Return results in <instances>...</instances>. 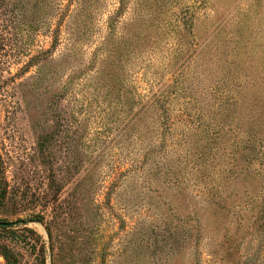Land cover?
I'll use <instances>...</instances> for the list:
<instances>
[{
  "label": "rangeland",
  "instance_id": "rangeland-1",
  "mask_svg": "<svg viewBox=\"0 0 264 264\" xmlns=\"http://www.w3.org/2000/svg\"><path fill=\"white\" fill-rule=\"evenodd\" d=\"M137 1L117 11L120 0H96L74 42L76 5L63 20L67 0L54 9L0 0V222L13 223L0 227V264H264V0H149L158 12L191 14L189 50L178 56L167 35L151 52H131L124 39ZM109 32L107 60L99 49ZM244 79L242 108L231 100ZM169 89L172 116L191 96L232 116L212 126L221 135L204 141V163L185 164L170 143L126 171L144 150L130 135L140 109L129 114L130 90L145 103ZM183 128L152 139L177 140Z\"/></svg>",
  "mask_w": 264,
  "mask_h": 264
},
{
  "label": "trees",
  "instance_id": "trees-1",
  "mask_svg": "<svg viewBox=\"0 0 264 264\" xmlns=\"http://www.w3.org/2000/svg\"><path fill=\"white\" fill-rule=\"evenodd\" d=\"M153 1L155 2V0ZM95 2L96 0H67L66 4L63 6L60 4L59 7H57L59 9L63 8V12H65V14L62 15L63 20L65 17H71L67 15H72L74 13L75 5L77 7L74 15H72L68 32V35L71 37V39H73L74 42L81 40V38H83L82 34L89 27L94 13ZM128 2L129 0H120V7L117 11H125ZM158 2L160 3V1ZM161 2L164 6L162 0ZM152 5L153 4H151L149 0H138L136 2V7H134V16L127 23V36H125L126 39H124V42L130 47L131 52L134 48L140 46L147 48V51L151 52L153 51V47L156 48L157 46H161L160 41L162 40L163 36H175L176 48H174V53H177V56L185 55L189 50L188 45L190 44V41L188 40V34H192L193 20L191 14L183 10H179L178 12L169 7L163 12H158L156 9H153ZM50 6L51 9H54L55 4H53V0H51ZM116 19L117 18L115 16L110 17V25H108L110 31L113 30ZM110 36L111 33L109 32L108 38ZM57 39L58 37H55L54 43L57 41ZM111 44L112 40L109 38V40H107L99 49V51H102V54L103 50L105 51L107 60L112 57L110 48ZM184 77L187 78L186 75ZM249 84L250 80L244 79L240 81L239 86L241 88V94H239L238 97H233V100H231L234 101V103H240V107L242 108L244 106V96L242 93L246 87L249 86ZM191 87L192 86L189 88L182 87L180 92H186L187 90L194 92L193 88ZM171 93L176 94V90L169 89V91L163 90L161 92H156L152 94L151 98L147 102L144 103V97L141 96L140 93L130 90L129 96L126 98L125 102L130 111L129 114L133 113L134 110H136V107L139 106L140 108L137 109L136 113L132 115L133 120L129 123L130 135H138V137L141 139V142L143 143L144 150L143 155L141 154L143 161L139 162V160L133 159L131 163L127 164L128 166L125 168L126 171L144 169V167H146L144 164L149 163L150 157L153 156L154 153L160 152L162 149L167 150V148L170 146V143L171 146L172 144L173 146H178V150L182 148L180 152L184 153L181 155L184 158L183 161L185 164L193 162L195 165H197V159H200L201 162L204 163L206 148L204 141H207L208 143L209 137L211 138V136L214 138L220 137V129L218 128L212 130V126L215 125L219 127L222 124H225L224 120L227 119L229 115H231L230 108L226 109L224 112L216 109L213 112L208 111L207 113L205 111V107L201 105L199 98L191 96V102H188L190 107L181 106L178 110V113L172 116L169 114L170 110L167 107V104L170 102ZM214 96L216 100L219 99L217 94ZM225 101H230V99L228 100L227 98ZM237 110L239 119L240 117L241 119H245V111L239 112V108ZM252 119L253 117L250 116L247 118V121L251 122ZM212 121L213 123H216L212 124ZM176 123L180 126H184L181 132L178 133L177 140H170V136H164L158 144L153 141L152 138H154V134L159 131L158 129L163 130L160 132V134H163L166 131V133L168 132V134L171 135L172 127ZM235 127L239 129V132L248 134V143L256 142L258 138L256 133L252 134L251 131H248V129H245L242 125ZM244 149H247V147ZM137 162L140 164H137ZM154 166H156L157 170L160 171V166L158 164L155 165L154 163ZM196 172L198 174L201 173L199 168H196ZM195 186H197V184Z\"/></svg>",
  "mask_w": 264,
  "mask_h": 264
},
{
  "label": "water",
  "instance_id": "water-1",
  "mask_svg": "<svg viewBox=\"0 0 264 264\" xmlns=\"http://www.w3.org/2000/svg\"><path fill=\"white\" fill-rule=\"evenodd\" d=\"M19 222H16L15 224H18ZM13 223H10V222H0V226H10L12 225Z\"/></svg>",
  "mask_w": 264,
  "mask_h": 264
}]
</instances>
